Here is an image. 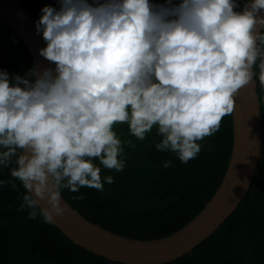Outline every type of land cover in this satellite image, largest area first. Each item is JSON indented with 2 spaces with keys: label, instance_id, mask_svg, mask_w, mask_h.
<instances>
[{
  "label": "clouds",
  "instance_id": "clouds-1",
  "mask_svg": "<svg viewBox=\"0 0 264 264\" xmlns=\"http://www.w3.org/2000/svg\"><path fill=\"white\" fill-rule=\"evenodd\" d=\"M34 27L43 63L0 69V168L13 178L0 186L20 181L30 220L62 217L65 189L115 182L102 168L122 172L135 147L116 126L139 141L155 128V148L187 164L241 89L264 88V0H55Z\"/></svg>",
  "mask_w": 264,
  "mask_h": 264
},
{
  "label": "trees",
  "instance_id": "trees-1",
  "mask_svg": "<svg viewBox=\"0 0 264 264\" xmlns=\"http://www.w3.org/2000/svg\"><path fill=\"white\" fill-rule=\"evenodd\" d=\"M18 1L35 19L44 5L55 4V0ZM32 65L25 44L0 24V69L23 74ZM256 84L264 158V88L258 79ZM115 130L123 141L135 145H125L124 170L102 168L101 176H113L114 183H105L103 191L65 189L64 200L89 222L121 237L150 241L172 235L199 214L220 185L232 149L231 115L222 119L217 133L200 142V153L187 164L155 148L160 141L155 128L144 141L130 136L127 125ZM167 160L172 161L169 168L163 167ZM0 180H13L10 168H0ZM13 182L18 191L10 184L0 186V264H121L74 245L39 217L28 219L27 211L18 210L25 190L20 181ZM81 193L84 200L72 199ZM166 264H264V161L258 163L243 201L215 233Z\"/></svg>",
  "mask_w": 264,
  "mask_h": 264
},
{
  "label": "water",
  "instance_id": "water-1",
  "mask_svg": "<svg viewBox=\"0 0 264 264\" xmlns=\"http://www.w3.org/2000/svg\"><path fill=\"white\" fill-rule=\"evenodd\" d=\"M35 20L18 0H0V24L25 44L33 65L43 63L38 49L44 46L35 33ZM231 117L232 149L220 185L199 214L172 235L150 241L115 235L86 220L64 198L67 210L52 225L74 245L110 262L166 264L190 253L236 210L248 193L258 163L264 161L263 118L256 81L240 90Z\"/></svg>",
  "mask_w": 264,
  "mask_h": 264
}]
</instances>
